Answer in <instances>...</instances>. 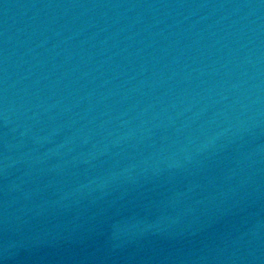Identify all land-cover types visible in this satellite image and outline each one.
<instances>
[{"label":"water","instance_id":"water-1","mask_svg":"<svg viewBox=\"0 0 264 264\" xmlns=\"http://www.w3.org/2000/svg\"><path fill=\"white\" fill-rule=\"evenodd\" d=\"M0 264H215L115 193L0 139Z\"/></svg>","mask_w":264,"mask_h":264}]
</instances>
